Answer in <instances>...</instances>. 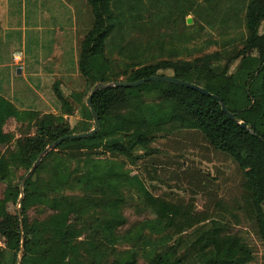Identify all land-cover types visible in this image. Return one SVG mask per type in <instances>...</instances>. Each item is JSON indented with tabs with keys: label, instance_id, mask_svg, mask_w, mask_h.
Masks as SVG:
<instances>
[{
	"label": "trees",
	"instance_id": "16d2710c",
	"mask_svg": "<svg viewBox=\"0 0 264 264\" xmlns=\"http://www.w3.org/2000/svg\"><path fill=\"white\" fill-rule=\"evenodd\" d=\"M87 1L94 23L78 55L86 87L68 96L54 81L59 115L19 109L0 95V123L13 109L19 124L8 138V172L1 178L17 191L18 205L0 219L5 241L0 264H249L255 259L249 243L241 231H228L222 213L200 212L148 190L137 196L154 215L130 224L126 207L135 198L129 185L137 176L123 183L116 163L122 158L136 165L144 156L138 151L153 154L158 138L199 131L242 172L245 207L240 208L264 244V164L258 162L264 154V0H247L242 43L228 41L215 51L188 45L194 24L186 18L200 14L203 1L218 0ZM256 3L261 5L254 11ZM114 53L121 58L118 63ZM153 75L205 87L246 127L230 118L215 97L180 84L109 85ZM97 85L91 103L100 117L99 130L55 144L95 127L87 98ZM76 111L82 117L73 123ZM76 220L82 237L74 236Z\"/></svg>",
	"mask_w": 264,
	"mask_h": 264
},
{
	"label": "rangeland",
	"instance_id": "374dc122",
	"mask_svg": "<svg viewBox=\"0 0 264 264\" xmlns=\"http://www.w3.org/2000/svg\"><path fill=\"white\" fill-rule=\"evenodd\" d=\"M248 2L247 0H218L210 4L203 1L200 14L192 13L186 18L188 25L194 24V34L189 31L192 32L193 36L189 39L191 42L188 45L190 47L205 45L206 51H215L228 41L241 44L242 34L246 33L245 15L249 6ZM260 5L261 3H256L251 5V8L257 11ZM50 9H54L56 14L61 17L64 15L66 19H64V23L71 25L69 39L66 40L65 38L64 40V44L68 43V48L62 55L55 53L53 59V56L49 55L51 49L47 46L49 41L46 42L45 51L38 49L40 47L36 48L37 45L29 46V54L32 53L29 60L30 67L44 73L43 86L39 90L46 94L47 101L45 103L40 101L44 107L40 106L38 109L59 115L62 111L61 108L57 107L60 102L55 94L53 81L58 79V89L68 96L81 90L83 86L86 87L78 70V55H80L83 38L93 26L94 15L87 0H64L62 3H56ZM73 16H75V20H73ZM48 17L50 18V16ZM188 18L191 19V22H188ZM67 19H70V22ZM72 20L73 23H76L77 31L74 28L72 30V25H75ZM64 23L57 24L56 18H53L54 25L49 23L47 26L49 29L46 28L45 32L46 37L51 34V28L56 30L58 27L65 26ZM162 30L165 31L166 29ZM169 30L174 29L170 28ZM214 39L220 42L210 45L208 40ZM112 56L115 63L121 60L118 54L114 53ZM59 58L64 59H61L63 64L61 62L58 64ZM40 59H44L46 63L41 65L38 61ZM44 66L46 70H51L53 67L59 68V66L62 69L66 67V70L57 72V76L52 77L44 70ZM14 70L16 72V68ZM23 78L17 76L16 80L20 81ZM34 78L30 77L31 83L35 82ZM259 83L260 79L255 82L253 89ZM71 102L76 104L72 99ZM37 103L39 104L38 101ZM249 115H251L250 112L248 118ZM81 117L80 111L74 112L73 117L71 116L73 123L79 121ZM16 126L19 127V124L17 125V120L14 118L7 121L3 129V140L0 144V149L4 151V156L0 158V219L8 212H15V207L18 205L16 202L17 191L1 179L8 172L6 164L9 150L8 138L11 132H17L18 127ZM153 149L155 152L151 155L139 150L138 154H142V156L144 154V156L138 159L136 165L125 164L122 158H117L116 167L123 183L130 184L133 178L137 176L134 184L129 185L132 190L131 194L135 198L133 203L126 207V215L130 219V224L138 218L154 215L144 209L141 198L137 196L138 193L145 194L146 191L150 190L156 195L166 196L170 200L185 205L193 204L195 209L200 212H208L213 215L222 213L224 222L228 224V231L232 233L241 231L242 236L249 243L255 256V259L249 264H264V244L254 223L248 220L243 208H240V206L245 207L243 202V183L245 180L237 164L225 153L214 149L199 131L178 130L172 132L158 138L153 143ZM258 162L264 164L263 153L258 156ZM232 211L238 214V218L233 215ZM71 227L74 236H83L80 231L79 220L72 222Z\"/></svg>",
	"mask_w": 264,
	"mask_h": 264
},
{
	"label": "crops",
	"instance_id": "0c3cea01",
	"mask_svg": "<svg viewBox=\"0 0 264 264\" xmlns=\"http://www.w3.org/2000/svg\"><path fill=\"white\" fill-rule=\"evenodd\" d=\"M58 2L62 3L64 0H0V95L11 101L19 109H38L40 106L44 107L40 101H44V103L47 101L46 94L39 90L43 86L44 73L30 67L29 58L32 57V53L29 54L28 47L37 45L36 48L40 47L38 49L45 51L46 42L49 41V45H47L51 49L49 55L53 56V59L55 53L62 55L68 48V43L64 44V40L65 38L66 40L69 39L71 25L64 23L66 20L64 15L61 17L56 14L54 9H50ZM53 18H56L57 24L62 22L65 26L58 27L56 30L51 28V34L46 37V28L49 29L47 26L49 23L54 25ZM74 18L75 16H73V20H75ZM67 20L70 22V19ZM73 24L75 25H72V30L77 31L76 23ZM61 59L64 60L59 58L58 64L60 62L63 64ZM38 61L41 65L46 63L44 59ZM19 67L22 68L21 74H17ZM14 68H16V72ZM65 68L62 69L59 66V68L53 67L51 70H46L44 66V70L52 77L57 76V72L66 70ZM17 76L24 78L18 81L16 80ZM30 77H35L34 83L30 82ZM37 101L39 104H36ZM13 118L15 119V113L13 109H10L8 119L0 123L3 136L4 125ZM2 140L3 138L0 140V144ZM3 154L4 151L2 156H4Z\"/></svg>",
	"mask_w": 264,
	"mask_h": 264
},
{
	"label": "water",
	"instance_id": "95a60500",
	"mask_svg": "<svg viewBox=\"0 0 264 264\" xmlns=\"http://www.w3.org/2000/svg\"><path fill=\"white\" fill-rule=\"evenodd\" d=\"M188 22H191L190 18H188ZM21 73H22V68L19 67L17 69V74H21ZM147 81H167V82H172V83L180 84V85H183V86H186V87H189V88H193V89L198 90L199 92H201L203 94H206V95H209V96H213V97H215L216 99H218L221 102L222 109L230 116V118L234 119L242 127H246V122L245 121H239L235 117V115L227 109L224 101L220 98V96L213 94L212 92H210L208 89H206L205 87H203L201 85H198L196 83L189 82V81H184L182 79L176 78V77L171 76V75H153V76L145 77V78H142V79H139V80H136V81H119V82H116L114 84H109V85L137 86V85H140V84L145 83ZM98 87L99 86L97 85L94 88V90L91 92L89 97L87 98V104L91 107V110H92V114H93V118H94V122H95V127L92 128L89 132L65 135V136L59 138L55 142V144H58V143L62 142L65 139L84 138V137H87V136H91V135H93L94 133H96L99 130V128H100V117H99V114H98L97 110L95 109V107L91 103L92 95H93L94 91H96L98 89ZM51 148H52L51 145L48 146V149H51ZM40 158H41V156H40ZM38 162H39V160L34 163V166H33V168L31 169L30 172H32L34 170V168L36 167Z\"/></svg>",
	"mask_w": 264,
	"mask_h": 264
},
{
	"label": "built area",
	"instance_id": "2783aa9c",
	"mask_svg": "<svg viewBox=\"0 0 264 264\" xmlns=\"http://www.w3.org/2000/svg\"><path fill=\"white\" fill-rule=\"evenodd\" d=\"M0 246L2 247V245L4 246V243H5V241L3 240V238L0 236Z\"/></svg>",
	"mask_w": 264,
	"mask_h": 264
}]
</instances>
